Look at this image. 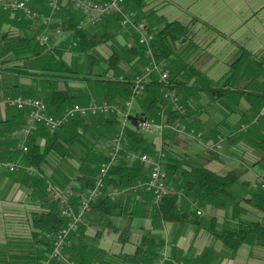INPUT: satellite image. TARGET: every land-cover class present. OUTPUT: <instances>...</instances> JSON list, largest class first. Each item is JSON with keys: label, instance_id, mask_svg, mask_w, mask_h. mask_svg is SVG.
Masks as SVG:
<instances>
[{"label": "trees", "instance_id": "trees-1", "mask_svg": "<svg viewBox=\"0 0 264 264\" xmlns=\"http://www.w3.org/2000/svg\"><path fill=\"white\" fill-rule=\"evenodd\" d=\"M47 1L29 0L28 4L35 11L37 6L47 5ZM144 2L143 0H125V6L128 10L135 11L136 19L141 20L153 32L152 56L157 62H164L166 67V63L169 65L167 59L172 57L175 43L184 41L189 29L177 20L168 21L159 18L157 24L146 23L144 18L147 17L148 19V17L153 15V12L143 13L141 11ZM131 4L136 5L132 7ZM48 11L50 12L49 7ZM0 13H5L6 16L12 18L13 22L16 21L15 25L19 29L17 35L4 33L1 36L2 50L0 56L5 51L10 54L7 59L2 60L3 63L9 64L14 63L16 60L22 61L23 67L18 69V73L34 79L38 78L39 82L42 83L43 81V85H45L42 90L38 88L41 96L39 92L32 93L26 90L12 93L8 96L40 97L45 102L47 112L50 114L57 115L63 108L73 105L75 101H82L83 90H77L69 86L71 80L101 85L104 88L102 99L108 100V102L118 101L123 105L130 95L132 80L143 70L144 67L141 68V66L149 61V57L145 54V47L138 44L136 40L133 41L132 35H130L131 40L126 41L124 44L115 39L119 32L115 31L113 23L118 24L122 29L125 28L120 24L119 15L110 14L104 16L99 23L85 30H79L76 28V24L82 15L74 10L68 2L63 5L61 11L57 14L63 20L62 28L68 36V41L74 40L77 42L78 47L76 50L81 54L83 61L84 57L87 56L92 60V63H97L101 66V70L97 73L84 71V75L82 72L78 76L70 68L69 63L63 59V49L56 46L53 47L54 52L49 53V49L46 46H39L35 41V36L38 32L44 30L40 20L21 18L17 21L18 15H12L8 12ZM53 27L54 24L49 28L51 33ZM99 45L104 46L106 51V56L102 57V59L92 50ZM19 47L24 49L22 54L16 52ZM37 57H43L48 66L35 70L34 62ZM248 60L251 62L250 53L246 49L240 48L237 56L230 62L229 73L223 78V82L219 83L220 86H214V83L210 81H203L198 76L200 73L189 72L190 75L197 76L196 81L189 88H193L192 90L195 91H205L209 96L216 98L227 92L243 95L248 99L250 97L254 98L256 102H250L249 100V111L259 114V109L264 105V91L254 92L250 88L240 89L233 83L234 76L239 72L238 69ZM253 64L257 63L254 61ZM184 67L186 68V66ZM186 69H189L188 66ZM171 73V76L168 74L169 85L167 88L177 93L180 102L184 105L185 112L180 114L171 109L170 104L162 96L160 85L156 81L157 75L153 74L144 91L135 98V102L140 104L143 109L140 112L135 110L129 112L126 118L128 124L125 126L122 135V149L113 165L114 167L111 166L106 174L102 194L91 201L90 210L105 214L106 225H112L113 222L110 217L118 215L127 207L126 204H128L130 197L127 193L133 192L134 188L135 190L139 187L144 189L142 184L147 179V177H143V174L145 169L148 168L140 161H131L127 155L129 153H147L157 156L159 152L164 151V157L161 159L162 168L166 174L167 184L174 186L176 193L166 195L159 201H156L154 196L149 193L150 217L166 223H174L187 218L189 210H192L196 219H198L192 221L199 224L203 221V218L200 217L201 215L196 214L195 203H198L197 207L203 210H224L228 205L240 210L243 208L241 203L249 204L257 211L262 212L263 215L260 220H239L234 227H229L223 222L221 227L217 229L215 218L210 219L211 223L214 222L212 234L223 243L226 249L234 253L242 244L251 242L254 238L258 240L264 239V189L259 186L260 180H258V185L254 188L247 183H241L244 186H248L250 197L248 199H244V197L236 198L235 186L239 178V173L236 170L217 174L201 165H194L190 163L186 155L177 153L170 143L165 142L166 134L161 136L160 145L157 147L153 140L145 137L143 131L135 128L139 118H152L165 123L180 120L188 127L193 128L188 120L192 114V111L191 114L189 113L190 102L186 97L180 95V91L188 90L185 86L187 83L177 79L179 69ZM197 79H200L199 82H197ZM59 80L64 82V87L59 86ZM6 107L14 111L15 117H22V125H18L20 127L19 134L11 136V139H13L11 151L16 153L21 161V166L16 164L19 166L16 171L26 168L23 173L29 176L31 186L38 196L40 205L37 210L31 212L30 220L36 231L35 234H37V242L42 245V251L47 257L53 246V240L48 237V234L58 231L66 222L62 214V205L46 190L47 185H52L73 207H77L79 204L77 193L93 186L99 176L101 164L109 159L113 136L120 129V116L118 114L76 116L66 125L54 131H50L42 125H36L32 135L23 140L21 139V130L28 124L27 110L10 106ZM94 117H100L99 121L90 120V118ZM12 120H0V124ZM258 120L264 122V114L259 116ZM193 129L199 131L196 128ZM244 129L245 131L243 132ZM238 130L235 140L239 141L242 139L241 134L251 138L256 147L254 149L257 151L255 152L256 160L252 166H258L264 171V134L259 132L256 137L251 129H246L244 125ZM166 132H170V129L164 128L162 130V133ZM174 133L178 135L176 132ZM227 138L228 136L218 133L213 140L209 141L211 143L220 142L222 146L224 140H233L232 137ZM202 139L204 140V138ZM23 145L26 146L25 151L22 150ZM71 159L77 162L76 166L70 164L69 160ZM263 176L264 173L261 177ZM113 188H117L121 192L111 199L109 194ZM119 208L122 211L115 212ZM132 214L133 211H126L125 213L126 216H132ZM119 230L120 242L124 243L127 241L129 234V228L125 226L124 221L121 222ZM68 240L69 246L66 251L70 254L71 259L77 263L95 264L94 261L98 260L99 264H114L105 259V253L96 248L93 240L88 241L85 239L83 235V220L79 224L78 230L69 235ZM163 245V238L147 232L142 235L133 255H121L120 258L122 261L129 258L139 264H163L159 254ZM179 258L177 256L169 258L166 264L180 261ZM49 264L64 263L50 260Z\"/></svg>", "mask_w": 264, "mask_h": 264}, {"label": "crops", "instance_id": "crops-1", "mask_svg": "<svg viewBox=\"0 0 264 264\" xmlns=\"http://www.w3.org/2000/svg\"><path fill=\"white\" fill-rule=\"evenodd\" d=\"M143 1L145 2L141 11L153 12L148 19L144 18L146 23L157 24L159 18L168 21L177 20L189 29L185 40L175 43L172 57L167 60L172 71L179 69L177 79L187 83L185 86L188 90L180 91V95L190 102V114L192 111L188 119L190 125L203 132V141L214 139L218 133L233 139L224 140L222 151H218L216 155L212 154L215 151L207 150L201 142L190 137L175 135L173 132H166L173 134L174 139L171 140L167 136L165 142L170 143L177 153L186 155L190 163L201 165L214 173L222 174L236 170L239 178L235 186L237 195L235 197L248 199L250 197L248 186L241 183L256 187L258 178L264 171L258 166H252L257 151L251 138L241 134L242 139L236 141L235 135L239 131L238 128L243 125L246 129H251L256 137L259 132L264 134V122L258 120L263 114L262 107L259 109V114H256L254 111H249V100L256 102L254 98L248 99L243 95L227 91L216 98L209 96L205 91L192 90L193 88L190 89L189 86L194 84L197 76L190 75L189 72L200 73L198 76L203 81H210L214 86H220L219 83L223 82V78L229 73L230 62L237 56L240 48H244L250 53L251 62L248 60L238 69L239 72L234 76L233 83L240 89L264 91V0ZM135 5L131 4L132 7ZM47 6L46 4L37 6L35 11L48 15ZM15 22L10 16L0 13V39L4 33L18 34L19 29ZM48 34L50 37H55L50 31ZM131 34L126 33L121 36L118 33L115 39L124 44L131 40ZM134 40L137 41L136 33ZM51 43L47 46L49 53L54 52L53 47H56L57 41ZM1 46L0 41V52ZM23 50L19 47L16 52L22 54ZM103 52L105 56L106 51ZM9 55V52L5 51L0 56V120L13 119L0 124V264H49L48 255L45 256L42 245L37 242V234L30 220L31 212L39 208L40 202L31 186L29 176L23 173L26 168L22 166L24 169L20 171L8 170L10 164L21 166L17 154L11 151L13 147L11 138L19 134L18 125H22V117H15L14 111L3 104L4 98L9 94L24 90L38 93L45 85L43 81L39 82L38 78L34 79L18 73V69L23 67L22 61L3 63L2 60L7 59ZM71 56V53L63 51V59L66 61ZM254 61L257 64H253ZM34 66L35 70H39L48 66V63L46 65L43 57H37ZM184 66L186 68L188 66L189 69ZM199 80L197 79V82ZM61 81L59 86L64 87ZM69 86L83 90V104L91 100H102L104 88L101 85L83 81L75 85L69 82ZM39 94L41 96L40 92ZM133 110L141 111L137 102ZM149 139L153 140L157 147L160 145L159 138L153 134ZM69 162L73 166L77 165L75 160L71 159ZM148 173V169H145L143 177H148ZM127 194L130 196L127 207L124 211L121 208L117 209L115 212H122L110 217L112 225H106L105 214L96 210H90L83 218L85 239L93 240L96 248L105 253L107 261L114 264H139L129 258L122 261L120 256L133 255L142 235L150 232L164 239V245L159 251L161 260L164 259L163 264H166L169 258L176 256L180 257L179 260L183 264H264V239L254 238L231 253L212 234L214 228V222L211 223L210 220L212 218L217 222V229L223 222L229 227H234L239 220H260L262 212L249 204L241 203L243 208L240 210L232 208L231 205L224 210L200 208L203 212L200 216L203 221L199 224L192 221L198 220L192 210H189V216L182 221L166 223L150 217L149 192L139 187ZM126 211H133L132 216H126ZM123 221L129 228V234L127 241L121 243L119 228ZM94 262L99 264L98 260Z\"/></svg>", "mask_w": 264, "mask_h": 264}, {"label": "built area", "instance_id": "built-area-1", "mask_svg": "<svg viewBox=\"0 0 264 264\" xmlns=\"http://www.w3.org/2000/svg\"><path fill=\"white\" fill-rule=\"evenodd\" d=\"M29 0H0V12H8L12 15H18L17 20L21 18L38 19L44 26V30L35 36V41L39 46H46L49 42L50 35L49 28L54 36H60L62 33V18L57 15L63 5L67 2L71 4L74 10L82 15L78 19L76 28L85 30L97 23L106 15L117 14L120 17V24L125 28L132 29L137 35V42L145 47V54L149 57V61L143 70L134 77L130 86V95L124 101L123 105L109 104L107 102L95 103L88 102L86 104L75 103L71 106L65 107L57 114H50L47 112L46 105L39 99L32 97L7 96L3 100V104L17 109H26L28 124L21 130V139L25 140L32 135L34 126L42 125L50 131H54L59 127L66 125L72 118L76 116L87 117L104 114H118L121 118V126L113 138V145L109 153V159L102 163L99 169V176L95 180L92 187L80 193L79 204L73 207L69 201L52 185H47V191L52 194L53 198L58 200L62 205V214L66 219L65 225L58 231L49 233L48 237L53 240L52 250L49 253L50 260H56L64 264H79L71 259L70 254L66 251L69 246V235L78 230L79 224L83 220V216L90 210V203L95 198L102 194L104 188V180L106 174L111 166L116 162L117 157L122 149L123 131L127 125L126 118L132 108L135 98L140 95L147 84L151 80L153 74L157 75V83L160 85V91L163 98L170 104L171 109L177 113H184V105L180 102L177 93L167 88L168 71L164 62L156 61L152 56L151 43L153 41V34L148 30L145 24L137 20L135 13L128 10L125 6V0H48L47 5L50 9L48 15H42L32 10L28 4ZM264 114V105L262 107ZM136 129L144 132L160 133L164 128L171 129L180 136L191 137L201 141L203 136L200 131L188 127L180 120H175L172 123H165L156 121L155 119L139 118L136 122ZM205 148L210 151H218L221 149V143H205ZM22 150H26V146H22ZM128 158L131 161H140L149 170L147 180L142 184L147 192H150L156 201H159L164 196L176 193L174 186L167 184L166 174L162 168L161 159L164 157L163 152H159L157 156L147 154L129 153ZM19 166L10 164L9 171H16ZM259 186L264 189V176L261 177ZM135 190V188L133 189ZM121 191L113 188L109 196L113 199ZM197 215H201L200 210L196 211ZM164 260V259H163ZM173 264H183L182 262L174 261Z\"/></svg>", "mask_w": 264, "mask_h": 264}, {"label": "rangeland", "instance_id": "rangeland-1", "mask_svg": "<svg viewBox=\"0 0 264 264\" xmlns=\"http://www.w3.org/2000/svg\"><path fill=\"white\" fill-rule=\"evenodd\" d=\"M131 11V10H130ZM132 12H135V11H133L132 10ZM136 14V13H135ZM107 16V15H106ZM141 21V20H140ZM113 25L115 26V31H117V32H119L120 34H121V36H124V35H126V33H127V35L128 34H131V32H134L132 29H130V28H120L119 27V25L118 24H114L113 23ZM62 28V27H61ZM149 28V27H148ZM150 29V28H149ZM148 29V30H149ZM150 31V30H149ZM151 32V31H150ZM152 34H153V32H151ZM131 35H133L132 36V40L133 41H135L134 40V37H135V33L134 34H131ZM68 36L64 33V31H63V28H62V33H61V35L60 36H55V37H53V36H51V37H49V42H48V44L46 45V47L48 46V45H51L52 43V41H57V43H56V46H57V48L58 47H60L61 49H63L64 51H66V52H69V53H71V58L67 61L68 63H69V66H70V68L71 69H73L74 71H75V75H78V76H80L81 75V73L83 72V75H84V71L85 72H87V71H91V72H93V73H97L98 71H100V65L99 64H97V63H92V60L90 59V58H88L87 56L86 57H84V67L82 66L83 65V58H82V56H81V54H79L78 52H77V42L76 41H74V40H72V41H68V38H67ZM44 47V46H43ZM97 49V50H96ZM93 50V52L100 58V59H102V57H105L103 54H104V52L103 51H105L104 50V46H102V45H99V46H96V47H94V49H92ZM162 62V61H161ZM148 63V62H147ZM147 63H145L143 66H141V68L142 67H144V66H146L147 65ZM168 66V67H167ZM166 69H167V71H168V74L171 76V72H172V69H170V67H169V65L166 63ZM82 82V81H81ZM81 82H79L78 80L77 81H74V80H71V84L72 85H75V84H80ZM66 83V82H65ZM63 84H64V82H63ZM18 96V95H17ZM33 98V97H32ZM34 98H36V99H39V100H41L44 104H45V102L40 98V97H34ZM92 102H95V103H101V102H107V103H109V104H117V105H121L118 101H110V102H108V100H105V99H102V101L100 102V101H93V100H91ZM90 102V101H89ZM75 103H78V104H83V99H82V101H75ZM74 103V104H75ZM135 100H134V102H133V105H132V108L130 109V111H132L133 109H134V106H135ZM86 104V103H85ZM68 107V106H67ZM139 108H140V110H142L143 108H142V106L139 104ZM189 110H190V108H189ZM190 113V112H189ZM99 118L100 117H94V118H90V120H92V121H94V122H98L99 121ZM120 120H121V118H119ZM121 123V122H120ZM127 124H128V122H127ZM120 126H121V124H120ZM170 132H173L174 133V131H172L171 129H170ZM201 132V131H200ZM202 133V136H203V132H201ZM143 134L145 135V137H148V138H151V135L153 134L155 137H157V138H159V140H161V136L164 134V133H162V131L160 132V133H157V132H144L143 131ZM171 140H173L174 139V135L173 134H169V133H165ZM116 136V135H115ZM115 136H113V138L115 137ZM191 138V137H190ZM204 138V137H203ZM193 140H195V141H197V139H195V138H192ZM213 140V139H212ZM198 142H201L204 146H205V143H207L208 141H203V139L201 140V141H198ZM222 149H223V145L221 146V149L220 150H218L219 152H221L222 151ZM218 151H215V152H213L212 154H217L218 153ZM164 152V151H163ZM143 154H147V153H143ZM147 155H149V154H147ZM149 171V170H148ZM260 177V179H261V176H259ZM148 178V177H147ZM259 179V180H260ZM147 180V179H146ZM145 180V181H146ZM259 182V181H258ZM257 182V183H258ZM84 192V191H83ZM82 191L81 192H79V193H83ZM150 193V192H149ZM78 202H79V196H78ZM198 206V203H195V207H194V209H195V211L196 210H200V212L202 213L201 215H203V212H202V210L200 209V208H198L197 207ZM90 211V210H89ZM88 211V212H89ZM87 212V213H88ZM87 213H85V215L87 214ZM84 215V216H85ZM84 216H83V218H84ZM52 250V249H51ZM51 252V251H50ZM49 256V255H48ZM49 258V257H48ZM50 260V259H49ZM177 262H181V261H177Z\"/></svg>", "mask_w": 264, "mask_h": 264}, {"label": "bare ground", "instance_id": "bare-ground-1", "mask_svg": "<svg viewBox=\"0 0 264 264\" xmlns=\"http://www.w3.org/2000/svg\"><path fill=\"white\" fill-rule=\"evenodd\" d=\"M68 3V2H67ZM114 167V166H113Z\"/></svg>", "mask_w": 264, "mask_h": 264}]
</instances>
